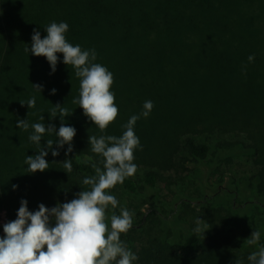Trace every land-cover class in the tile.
<instances>
[{
  "label": "trees",
  "instance_id": "1",
  "mask_svg": "<svg viewBox=\"0 0 264 264\" xmlns=\"http://www.w3.org/2000/svg\"><path fill=\"white\" fill-rule=\"evenodd\" d=\"M62 21L69 25L66 39L95 49V62L113 73L110 90L118 114L103 131L72 102L79 80L71 65L60 62L62 55L57 54L50 74L46 58L24 51L31 47L34 30L43 38L47 25ZM249 55L255 56L250 64ZM32 85L43 86L41 95ZM32 96L34 108L21 104ZM146 100L154 107L149 117L137 121L135 134L158 140L160 129L167 130L161 143L167 163L158 168L176 154L182 155V164L204 162L206 140L216 133L227 135V143L216 144L220 162L247 156L256 168L250 175L229 178L221 194L217 190L201 197L199 204L192 205L180 182L171 201H157V195L150 198L162 180L161 170L144 165L146 159L136 150L134 163L145 167L142 179L134 175L120 185L134 198L152 203L145 212L139 209L137 222L121 234L138 257L135 264H247V256L258 250L246 242L252 231L260 230L264 243V0H0V208L12 221L21 200L35 211L40 204L51 208L74 199L88 188L82 180L95 175L93 165L102 167L88 136L122 135V125L143 110ZM56 105L66 108L68 116L63 119L58 112L52 118ZM23 119L57 130L63 119L76 130L73 151L66 156L68 146L58 149L55 143L47 149L46 141L57 137L46 133L40 143L48 151V169L28 172L25 158L39 149L28 139L31 127L16 128ZM52 150L59 156L53 157ZM65 159H72L71 172L63 168ZM145 191L152 193L150 198ZM246 192L253 196L247 203L239 198ZM119 213L118 208L107 210L109 217ZM197 218L208 223L203 234L193 231Z\"/></svg>",
  "mask_w": 264,
  "mask_h": 264
},
{
  "label": "clouds",
  "instance_id": "2",
  "mask_svg": "<svg viewBox=\"0 0 264 264\" xmlns=\"http://www.w3.org/2000/svg\"><path fill=\"white\" fill-rule=\"evenodd\" d=\"M69 30L67 22H51L46 26V35L34 30L31 36V47L27 45L25 53L36 57H44L50 66V74H54L62 55L65 66L71 65L74 75L79 80L78 97L73 103L82 109L93 125L101 131L113 122L118 114L115 93L111 91L113 73L100 63H96L95 49H82L79 44L73 45L66 39ZM255 56L249 55L247 62H254ZM246 65L242 66V71ZM41 95L42 85H32ZM52 89L50 94H55ZM28 108L36 106V96L21 103ZM154 103L146 100L142 111L132 115L122 125L120 136L96 135L88 136V144L94 154L102 157L101 166L93 165L95 175L86 176L82 184L88 186L81 190L74 199L57 203L48 208L38 205L35 211H29L27 201L21 200L16 218L2 226L4 235L0 237V264H135L136 254L121 240V234L127 233L133 226L134 212L121 208L119 215H107L109 206L115 209L119 201L108 190L123 184L126 178L137 171L134 163V152L141 149L140 139L135 134V125L141 118L149 117ZM67 109L60 105L53 106L52 118L68 116ZM40 121H43L41 116ZM61 120L59 129L46 126L43 122L29 125L27 119L17 120L16 128L32 132L28 139L37 146L38 154L27 156L25 165L30 173L44 172L49 163L45 159L48 151L42 148L41 140L46 133H54L57 139L46 141V148H63L67 145L65 155L73 151L72 141L76 130ZM59 151L52 150L53 157ZM63 168L71 172L72 159H65ZM15 188V186H14ZM194 232L203 234L208 223L197 218ZM262 232L252 231L246 240L248 245H257L258 250L247 256V264H264V243H261ZM244 264V260L237 261Z\"/></svg>",
  "mask_w": 264,
  "mask_h": 264
},
{
  "label": "rangeland",
  "instance_id": "3",
  "mask_svg": "<svg viewBox=\"0 0 264 264\" xmlns=\"http://www.w3.org/2000/svg\"><path fill=\"white\" fill-rule=\"evenodd\" d=\"M122 80H126L124 77ZM120 81V83L122 82ZM116 84H119L118 82ZM222 134V136L214 135V138H207L206 143L209 144V152L206 157V160L199 164L194 163H181V154H176L175 158L168 164H165L164 167L158 168V165L161 163H167L166 161H162L161 154L163 152V145L161 144L163 141L167 140V130L165 128L160 129V134L157 135L159 137L158 140L152 139L151 134L147 135L144 139H140L141 149L140 157L144 160V165L149 164L153 165L154 168H157L158 171L161 170L160 176L162 178L157 185V191L154 193V198H150L151 194L148 191H145L146 196L152 200L155 199V195L159 196L156 199L171 201V199L177 195L178 187L177 183H183L184 191L186 196L192 197V205L199 204L201 201V197H210L214 195L217 190L221 194L225 188L229 185V178H239L243 175H250L256 165L251 162V159L247 156H233L230 158H226L220 160V154L217 155L216 147L218 142L227 143L225 138L227 135ZM206 137V133L202 134L199 138L202 140ZM169 138V137H168ZM164 144V143H163ZM228 151V150H227ZM225 153V152H224ZM230 154V151H228ZM224 155V154H223ZM88 157V155H86ZM87 159V158H85ZM11 162L9 163V165ZM8 165V166H9ZM219 165V167H217ZM145 169L144 166H140L137 168V171L132 177L136 178L138 181L142 179L141 174ZM218 169V172H216ZM201 173L200 178L195 177V173ZM220 175L223 177L222 181H219ZM170 182V185H169ZM175 185V186H174ZM229 189V187H228ZM111 194L115 195L117 200L119 201L118 210L120 212L121 208H127L128 210L134 212L133 224L137 222L138 218L136 212L140 209L142 212H145L149 209L152 201L145 198L143 199L134 198L132 195L128 194L120 184L116 185L114 188L108 190ZM244 195V196H243ZM239 194L240 201L250 202L253 196L251 194ZM188 197V198H189ZM148 201V202H147ZM157 203V202H156ZM9 222L8 212L5 207L0 208V237L4 235L2 231V226ZM194 222V221H192Z\"/></svg>",
  "mask_w": 264,
  "mask_h": 264
}]
</instances>
